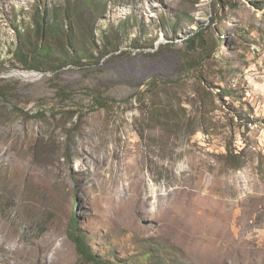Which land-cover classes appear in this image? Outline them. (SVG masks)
Masks as SVG:
<instances>
[{
    "label": "rangeland",
    "instance_id": "obj_1",
    "mask_svg": "<svg viewBox=\"0 0 264 264\" xmlns=\"http://www.w3.org/2000/svg\"><path fill=\"white\" fill-rule=\"evenodd\" d=\"M104 261L264 264V0H0V264Z\"/></svg>",
    "mask_w": 264,
    "mask_h": 264
},
{
    "label": "trees",
    "instance_id": "obj_2",
    "mask_svg": "<svg viewBox=\"0 0 264 264\" xmlns=\"http://www.w3.org/2000/svg\"><path fill=\"white\" fill-rule=\"evenodd\" d=\"M48 47L45 45H40L39 47H36L35 53H37L40 56H45L47 54ZM21 66L25 69H35V70H41L44 69V66L39 64V65H33V64H28V62H21ZM76 219H72V223H75ZM71 238L75 241V244L77 245V249L79 253L86 257L89 256L93 259H95V256L90 253V250L88 247L83 246V241H84V236L81 233H73L71 234ZM98 262V261H97ZM99 264H111L110 262L104 261V262H99Z\"/></svg>",
    "mask_w": 264,
    "mask_h": 264
},
{
    "label": "bare ground",
    "instance_id": "obj_3",
    "mask_svg": "<svg viewBox=\"0 0 264 264\" xmlns=\"http://www.w3.org/2000/svg\"><path fill=\"white\" fill-rule=\"evenodd\" d=\"M193 28H195V25H191L190 26V29H193ZM87 156H89V152H88V155ZM84 164V163H83Z\"/></svg>",
    "mask_w": 264,
    "mask_h": 264
}]
</instances>
